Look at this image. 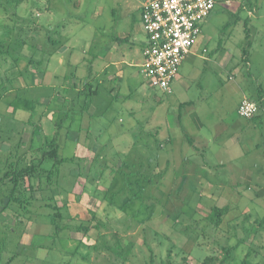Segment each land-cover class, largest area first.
<instances>
[{
	"label": "rangeland",
	"instance_id": "1",
	"mask_svg": "<svg viewBox=\"0 0 264 264\" xmlns=\"http://www.w3.org/2000/svg\"><path fill=\"white\" fill-rule=\"evenodd\" d=\"M139 1L0 0V264H216L224 257L225 264H264V196L236 173L202 171L199 154L208 145L174 131L191 97L206 135L221 140L211 142V159L225 152L233 164L251 165L255 181L264 174V130L253 138L260 150H222L228 123L246 120L216 93L231 75L258 99L264 0H217L203 22V58L187 65L189 82L172 92L152 88L129 66L143 59L141 41L121 83L94 78L98 88H88L99 71L90 62L101 55L99 39L130 31L126 15L139 21L131 8ZM198 88L219 94L224 107L197 99ZM55 144L62 163L43 158ZM32 163L36 176L25 175L15 194L31 201L26 209L9 197L13 176H2ZM215 206L229 207L220 226L211 219Z\"/></svg>",
	"mask_w": 264,
	"mask_h": 264
},
{
	"label": "crops",
	"instance_id": "2",
	"mask_svg": "<svg viewBox=\"0 0 264 264\" xmlns=\"http://www.w3.org/2000/svg\"><path fill=\"white\" fill-rule=\"evenodd\" d=\"M140 4L141 2L139 1V3H136L134 7H131V8H136V10H138V13L140 16L139 21L138 22L136 21L135 16L132 15V11L127 13L126 18L130 19V31L128 30L122 31L120 35V37L123 39L128 38V43L130 42L129 47L124 46V43H127V42L120 43L116 40L114 41L112 38L111 40L110 39L108 40V38L106 37L103 38L102 36H101L102 38L99 39L100 45H99V48L95 52H98L101 50V55L95 58L96 59L95 66L99 70V71H95L94 78L96 80H98L99 78H102L104 83H107L108 81L112 83H115V82L121 83L122 80L124 79L125 74L127 73V69L125 68L124 64H126V62H128V59H130L129 57L133 51L132 47L137 45L136 42L141 41L140 53L142 56V48L146 44V36H145V32H144L142 22H141V12L139 9ZM247 25H248L247 28L249 29V25H250L249 21L247 22ZM245 36H246V31H245ZM201 48L203 50H206V48L203 47L202 35L200 36L199 41L192 47V50L190 51L189 54H187L184 61L182 62L179 72L175 80L171 84L170 92H172L174 88H180L181 86L185 85L186 82H189L188 79L186 78V76H188V72H187L188 68L186 67L189 64H195L198 58H203L202 54H200L199 52ZM250 59L251 58L249 57L248 61ZM217 60L220 63L223 60V56H218ZM133 61L134 59H131L130 64L128 62L129 66H133V64H136L139 68V74H141L140 66H141L143 59L142 61L140 60L137 63H133ZM257 62L259 63V61ZM261 62L262 61L260 60V64ZM249 63H247V65H249V67L252 69L254 66L253 64L254 62L250 61ZM238 64L239 63H237V65ZM237 65L233 66V69L231 70V72L234 71L237 74V75L235 74V76H238V74L241 73L240 72L241 70L239 71V67H238L239 65L238 66ZM111 72L113 73L111 74ZM256 72L257 74H255V76L253 75V78L256 81L257 86L259 87L258 96L264 99V93L262 92V88L264 86L263 71L261 72L259 68H256ZM230 78H231V75L229 76V79H228L227 88L223 89L224 92L222 91V89L217 88L218 92L216 93H219L220 95L222 93V95L226 96V98L229 97V99L232 100L233 102L232 108L234 110V113L237 115L238 114L237 109H238L240 102L244 98H252L250 93H248L250 92L251 88L249 87L247 90L244 88V86L239 84L238 81L232 80ZM57 84L56 86H59V82ZM183 90L185 92V88H183ZM170 92H167V93H170ZM198 92L199 94H198L197 99H200V100L202 99L208 106H211L213 109L220 111V109L224 107V103L220 99L219 94L214 93V91H211L209 88H202V89L198 88ZM204 93L206 94L205 96H204ZM159 100H161V98H159ZM185 103L187 104V109L185 108L184 113L179 119V124L178 126H176V129L174 131H176L178 136L186 132L185 134L189 136L188 137L189 139L198 138L204 142V145H208L205 147L203 152L199 154L200 158H202L201 161L203 162L202 166L200 165L202 171L213 170L216 172L218 171L223 172L225 170L229 174L236 173L237 174L236 178H239V180L242 181L244 185H247V187L249 188L255 189V191H257V194L260 197L264 196V185L260 186V185L255 184L256 181L264 183V174L260 175L255 181L254 175H253V169L251 168V165L244 163L242 166H240L241 167L240 168L236 164H233L232 162L233 160L224 158L225 152L222 153L223 158L218 156L219 159H216V158L215 160L211 159V156H212L210 155V152L212 149L211 142L214 143V142H218L221 140L209 139L210 137H208V135H206V133L204 132L203 129H205V122L203 121V117L200 115V113L197 110H195V100L192 99L191 97H188L187 99L184 100V104ZM263 116H264V106L259 108V112L253 118H248V119L244 118V120L246 121L234 120V121L229 122L228 124H230L232 129L229 132L230 134L227 136L228 145L222 146V150L224 151V149H226V150L231 151L232 153L230 154V156L231 155L236 156V154L233 152L235 148L239 152L237 154L239 156L241 154H246V152L251 150L253 146H255V148H259L260 150L261 145L258 144L257 141L254 140L253 138L257 130L258 131L261 130V132H263L262 130H264V117ZM227 119L229 120L228 115H227ZM224 123L226 122L224 121ZM171 130H173V127L170 125L169 126V139L172 141L174 137L172 136L170 132ZM178 130L180 131V133ZM213 156L215 157V155ZM258 165L262 167L261 172L263 173L264 172V168H263L264 161L262 163L259 162ZM232 167H234L235 171ZM228 178L230 179L231 177H227V179Z\"/></svg>",
	"mask_w": 264,
	"mask_h": 264
},
{
	"label": "built area",
	"instance_id": "3",
	"mask_svg": "<svg viewBox=\"0 0 264 264\" xmlns=\"http://www.w3.org/2000/svg\"><path fill=\"white\" fill-rule=\"evenodd\" d=\"M141 22L146 36L140 73L163 94L171 91L180 66L202 35L203 22L217 0H140ZM259 104L244 98L237 109L243 118H253Z\"/></svg>",
	"mask_w": 264,
	"mask_h": 264
},
{
	"label": "trees",
	"instance_id": "4",
	"mask_svg": "<svg viewBox=\"0 0 264 264\" xmlns=\"http://www.w3.org/2000/svg\"><path fill=\"white\" fill-rule=\"evenodd\" d=\"M245 31H246V39H248L250 37V35H249V30L247 28V21L245 22ZM111 38L114 41L116 40V41H118L120 43L128 42V38H124L123 39L120 36H112ZM52 42L56 43L53 40H52ZM248 44L250 45V41L248 42ZM92 54H91V59L92 60H90V62L92 61L94 63V60H96L95 59L96 57L92 56ZM248 55H249L248 48L243 49V57H244L245 61L248 60ZM92 62H91V64H92ZM94 76H95V73L92 74L91 76L89 75L88 78L86 79V84H88L87 85L88 88H93V86H94V88H98L97 85H94V82H93ZM257 98L258 99H252V100L256 101L259 104V107H260V104L262 102L264 103V101H262V98L260 96L257 97ZM55 140L56 139H54L53 141H55ZM57 149H58L57 145L55 144L54 147L51 150L43 152V158H50V159L55 160L56 163H62L63 161H65V159H59V156L57 154ZM36 171H37V165L32 163L31 165L22 166V167H19V168H18V166H15L14 168H11V169L8 168V170L5 172L4 176H2V179H4L5 177H8V176H13V180H14L15 185L13 186L12 192H11V194H9V197H11V200H13V201L15 200L14 202L19 203L23 208H26V209L28 208V205L31 204V201L28 199V197L26 195H25V197H27V198H24V200H22L23 196H16L15 194H16L17 190H19L20 192H23V190L18 187L21 184L20 182L23 181V179H24L23 177H25V175H27V174H30V175H27L28 177H26V178L28 180H31V177L36 176ZM38 176H39V173H38ZM42 176H44V178L46 180L48 179V176L46 174L45 175L44 174L43 175L40 174L39 178H41ZM31 186H32V184L28 185L29 188ZM7 206H8V203H7ZM51 206H54V205H51ZM228 211H229V207L228 206H223V207L222 206H215L212 209L211 219L213 221H215L216 225L220 226V225H222L223 219H224L225 215L228 213ZM59 216H60L59 213L53 215V221L56 219V217L58 218ZM85 229H87V228H85ZM169 256H170V254H168V257ZM225 262H226V259L224 257V258L220 259L219 262L216 263V264H225ZM169 264H170V260H169Z\"/></svg>",
	"mask_w": 264,
	"mask_h": 264
}]
</instances>
